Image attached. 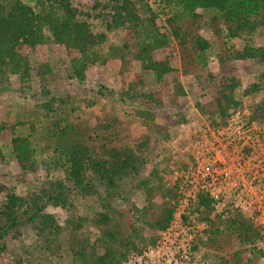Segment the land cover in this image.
<instances>
[{"label":"rangeland","instance_id":"obj_1","mask_svg":"<svg viewBox=\"0 0 264 264\" xmlns=\"http://www.w3.org/2000/svg\"><path fill=\"white\" fill-rule=\"evenodd\" d=\"M6 1H22L36 12L56 11L45 0ZM130 1L144 23L142 30L148 34L154 29L169 37L167 45L154 53L155 60L169 64L163 77L144 69L136 59L143 39L131 25L109 29L113 9L123 0H72L78 21L93 34L105 36L104 44L94 48L97 62L88 67L84 79L77 78L72 67L79 55L53 42L28 51L29 79L0 73V208L12 194L24 199L29 212L21 227L7 233L1 230L5 221L0 215V264H80L73 260L70 245L94 246L96 256L111 250L115 263L132 264L159 241L163 231L157 222L178 200L175 177L192 166L211 171L221 167L204 131L215 132L232 118L238 121L237 117L249 126L253 142L235 151L231 147L228 160L240 168L235 176L244 177L252 203L246 211L235 209L229 218L241 213L253 228L234 236L219 224L213 243L207 238L195 248L204 251L211 264H264V60L240 55L247 47L264 48V19L253 32L230 39L220 18L198 11L196 22L186 18L185 23L195 40L206 41L208 48L202 52L197 44L194 48L195 40L185 47L172 36L168 14L174 7L163 0ZM40 73L46 75L39 77ZM225 94L232 95L229 105L222 99ZM221 99L223 110L229 107L226 117L217 112ZM63 102V109L73 114L71 119L87 120L93 128L98 121L114 118L125 135L145 146V166L132 180L120 183L112 196L100 184V196H80L55 165L44 138L45 104L61 111ZM19 136L30 140L37 161L34 170H23L15 159L12 140ZM57 182L69 188L65 203L44 206L45 192ZM36 204L44 209L33 223L29 218L36 214ZM103 214L109 217L108 225L97 223ZM42 216H52L61 231L39 234L35 228ZM47 239L54 249L47 248Z\"/></svg>","mask_w":264,"mask_h":264},{"label":"trees","instance_id":"obj_2","mask_svg":"<svg viewBox=\"0 0 264 264\" xmlns=\"http://www.w3.org/2000/svg\"><path fill=\"white\" fill-rule=\"evenodd\" d=\"M45 1L52 9L56 8V11L43 9L41 12H36L35 9L22 1L8 3L6 0H0V73L18 75L24 79H29L32 66L27 57L28 51L53 42L79 55L73 59L72 67L75 76L84 79V73L88 67L97 62V54L94 52V48L104 44L105 36L93 34L87 24L78 21L72 0ZM163 1L168 3L169 8L170 6L175 8V12L173 8L168 14V22L172 28L171 34L185 47L195 40L190 25L185 23L186 18H191L192 23L196 22L200 10L213 12L215 19L216 17L220 18L227 28L226 31L229 33L230 39L239 38L242 33L253 32L260 18L264 19V0ZM113 10L114 14L109 29L131 25L136 35L142 36L143 39L136 59L142 63L144 69L154 71L159 78L163 77L168 72L169 64L155 60L154 53L167 45L169 37L160 35L154 29L148 34L142 30L140 26L144 23L137 15L134 4L130 0H123V3L116 5ZM194 43V48L197 44L202 52L203 49L208 48L204 40L199 42L196 38ZM240 55L242 58L264 60V48L247 47L245 52ZM45 75V73H40L39 77ZM257 88L259 91V87L254 89ZM222 99L229 105L232 102V95L227 96L225 94ZM222 99L217 103L220 105L217 112L226 117V111L229 107L227 106L226 110H223L221 107ZM65 106L63 102L59 109L61 111H58L52 104H45L48 125L45 128L44 138L47 149L52 150L55 165L57 168L60 166L65 173L66 182L71 185L72 189L78 191L80 196H100L97 191V184L105 187L109 196H112L119 189L120 183L123 184L125 181L132 180V177L137 176L145 166L142 157L145 146L137 145L125 135L118 121L114 118L98 121L96 126L92 128L87 120L71 119L73 114L65 111L63 109ZM12 146L15 159L21 168L34 170L37 161L34 160V151L31 149L30 140L27 137H15L12 140ZM66 192H69V188H65L63 183L57 182L52 185L45 192L44 198L47 203L44 206L48 203H52L54 206L64 204ZM35 203L37 202L35 201ZM25 206L24 199L7 194L6 203L0 208V215L5 221L4 227H1L4 233H7L8 230L18 229L23 223V216L29 217V212L28 210L25 211ZM198 206H204L207 211L205 214L209 215L210 212H213L211 200L204 195L199 196ZM34 207H37L36 214L29 218L33 223L38 217V213L44 209L43 207L38 208L37 204ZM174 211L175 206L164 211L157 222L159 230L168 229ZM41 219H39L42 221L39 223L40 226L35 228L39 234L49 231V235H51L56 228L61 231L52 216H42ZM98 219V225L102 223L108 225L109 223V217L105 214ZM224 222L222 218L210 222L208 242L212 241L213 243L212 237L220 230L215 229L219 224H224L226 230L232 232L234 236L250 232L253 228L251 222L244 218L241 213L231 216ZM107 236L111 240L114 238L110 233ZM45 242L49 246L47 247L49 250L54 249L55 244L53 245L51 240L47 239ZM73 243L76 244V242ZM83 243L86 244L87 241ZM87 244L91 245L90 242ZM59 246L61 248V245ZM70 248L73 251V260L77 263L117 264L115 263L116 257L111 250L96 256V252L93 251L94 246L82 245L77 246L76 249L75 245H70ZM16 264L29 263L19 261Z\"/></svg>","mask_w":264,"mask_h":264},{"label":"built area","instance_id":"obj_3","mask_svg":"<svg viewBox=\"0 0 264 264\" xmlns=\"http://www.w3.org/2000/svg\"><path fill=\"white\" fill-rule=\"evenodd\" d=\"M237 118L238 121L233 118L228 120V125L215 132L212 129L204 131L207 143L211 142L213 159L221 167L211 171L192 166L179 174L180 177L176 174L175 181H179L178 200L172 222L167 230L160 233L157 245L136 256L132 264H211L204 259V251L196 249L199 243L207 240L210 222L218 217L226 221L235 209L246 211L252 203L251 189L246 186L244 177L235 176L240 173V168L230 165L228 160L231 147L235 151L253 142L249 126L244 125L240 117ZM201 195L212 202L213 212L209 215L205 214L204 206H198Z\"/></svg>","mask_w":264,"mask_h":264}]
</instances>
